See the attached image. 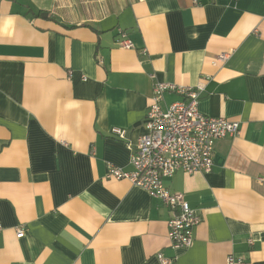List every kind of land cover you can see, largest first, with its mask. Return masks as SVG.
<instances>
[{"label": "crops", "instance_id": "crops-1", "mask_svg": "<svg viewBox=\"0 0 264 264\" xmlns=\"http://www.w3.org/2000/svg\"><path fill=\"white\" fill-rule=\"evenodd\" d=\"M154 82L192 88L199 113L239 127L208 174L162 182L199 218L186 249L159 200L105 179L107 165L130 170ZM158 256L264 264V0H0V264Z\"/></svg>", "mask_w": 264, "mask_h": 264}, {"label": "built area", "instance_id": "built-area-1", "mask_svg": "<svg viewBox=\"0 0 264 264\" xmlns=\"http://www.w3.org/2000/svg\"><path fill=\"white\" fill-rule=\"evenodd\" d=\"M119 45L124 49H132V44L125 39ZM226 58V54H220L217 61L224 62ZM166 93H176L181 100L161 109ZM144 128L145 133L137 139L135 147L130 148V170L107 165L105 179L126 180L144 190L151 198L159 200L170 211L167 235L171 247L186 249L192 244L199 218L182 195L171 194L162 182L177 171L184 174H208L212 168L215 142L238 135V124L199 113L198 93L192 88L154 82ZM115 134L120 140L124 139L122 131L118 130ZM23 234L22 228H18L15 236L21 238ZM248 243L252 245L250 240ZM158 259L161 264H172L160 256ZM226 262L243 264L241 259L233 256H228Z\"/></svg>", "mask_w": 264, "mask_h": 264}, {"label": "trees", "instance_id": "trees-1", "mask_svg": "<svg viewBox=\"0 0 264 264\" xmlns=\"http://www.w3.org/2000/svg\"><path fill=\"white\" fill-rule=\"evenodd\" d=\"M42 14L41 13H38V15L37 16H41Z\"/></svg>", "mask_w": 264, "mask_h": 264}]
</instances>
